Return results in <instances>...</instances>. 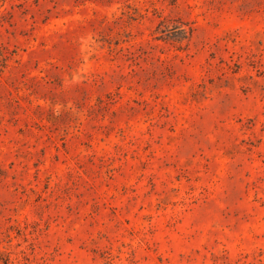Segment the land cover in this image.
<instances>
[{
	"label": "rangeland",
	"instance_id": "1",
	"mask_svg": "<svg viewBox=\"0 0 264 264\" xmlns=\"http://www.w3.org/2000/svg\"><path fill=\"white\" fill-rule=\"evenodd\" d=\"M0 264H264V0H0Z\"/></svg>",
	"mask_w": 264,
	"mask_h": 264
},
{
	"label": "trees",
	"instance_id": "2",
	"mask_svg": "<svg viewBox=\"0 0 264 264\" xmlns=\"http://www.w3.org/2000/svg\"><path fill=\"white\" fill-rule=\"evenodd\" d=\"M174 30H176V29H174ZM176 35L177 34H179V35H182V34H184L182 31H180L179 29L178 30H176V31H173Z\"/></svg>",
	"mask_w": 264,
	"mask_h": 264
}]
</instances>
